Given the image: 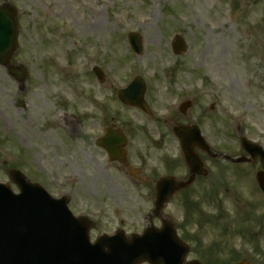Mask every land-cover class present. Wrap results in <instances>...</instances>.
<instances>
[{
  "label": "rangeland",
  "instance_id": "rangeland-1",
  "mask_svg": "<svg viewBox=\"0 0 264 264\" xmlns=\"http://www.w3.org/2000/svg\"><path fill=\"white\" fill-rule=\"evenodd\" d=\"M4 2L18 11L19 48L14 59L26 66L29 77L22 90L0 66V181L10 182L9 170L20 156L25 158V173L42 178L51 195H68L75 214L95 221L92 239L118 227L131 234L157 224L150 216L157 177L169 169L181 177L188 173L173 140L167 138L164 145L149 132H171L177 120L187 121L174 120V115L193 94L208 111L202 125L215 150L239 154L238 129L264 146V0H0ZM130 32L143 38L141 56L130 51L126 41ZM176 33L187 43L182 55L171 48ZM94 66L104 70L105 83L95 77ZM137 75L147 83L153 117L118 99V90ZM21 99L27 101L25 109L17 106ZM63 116L65 126L60 123ZM79 116L81 127L72 136L69 127ZM167 117L169 121L164 120ZM111 123L128 132L134 164L139 163L135 154L146 155L148 162L141 164L149 179L146 185L131 180L95 146L94 140ZM218 163L212 167L206 162L215 176H227V188H220L222 203L210 202L207 208L219 220L206 217L205 242L216 243V248L208 247L213 256L207 254L205 262L225 264L244 258L264 264V220L261 224L258 220L264 219V207H255L254 214L261 212L254 216L248 211L249 218L239 220L236 192L247 190L249 183L232 174L245 167ZM13 189L17 190L15 185ZM183 203L170 201L163 213L185 217ZM237 222L249 236L232 234ZM255 226L257 239L250 235ZM192 257L197 255L188 258Z\"/></svg>",
  "mask_w": 264,
  "mask_h": 264
},
{
  "label": "water",
  "instance_id": "water-1",
  "mask_svg": "<svg viewBox=\"0 0 264 264\" xmlns=\"http://www.w3.org/2000/svg\"><path fill=\"white\" fill-rule=\"evenodd\" d=\"M18 34L17 12L14 7L6 3L0 7V63L6 67H9L10 59L18 47ZM131 38L133 44L136 45V50L140 52L141 46L138 41L140 37L136 34L131 35ZM182 46H184L183 40L177 36V50L179 51ZM95 71L103 80L102 71L98 68H95ZM142 83L141 79L139 82V78L134 80L120 92V98L127 105H135L147 110L143 100L145 86ZM190 129L183 127L177 129L176 132L181 138L187 164L192 174H196L202 171V162L194 148L197 145L207 149V146L199 136L190 139ZM111 137L113 142L118 145L122 144L125 139L121 136L111 135V129L108 130V133L99 142L107 148L110 155ZM242 143L252 156L256 157L260 154L264 157L261 146L252 144L245 137L242 139ZM118 145L113 150L116 151ZM243 160L246 159L237 161ZM260 179L263 184L264 180ZM190 180L186 183L177 182L173 178L161 181L156 188L157 206H161L176 191L187 186ZM24 189V193L16 196L7 187L0 184V264H111V251L105 250L109 248V238L101 237L94 246H91L87 239V233H85L89 230L90 225L85 219L80 218L77 221L86 231L73 234L71 232L73 229L75 230L76 226L71 214L65 211L63 203L53 204L54 211L57 208L60 209L55 211L53 219L50 220L48 218L50 200H47L49 198L36 188L25 186ZM59 231H65V233L57 235ZM153 233V229H148L146 232L151 237ZM52 236L54 242L51 245L50 237ZM75 240L78 241L77 245L70 246L69 243ZM147 251L148 247H140L139 254L141 256L134 258L133 264L141 259L149 260L150 257L145 255Z\"/></svg>",
  "mask_w": 264,
  "mask_h": 264
},
{
  "label": "flooded vegetation",
  "instance_id": "flooded-vegetation-1",
  "mask_svg": "<svg viewBox=\"0 0 264 264\" xmlns=\"http://www.w3.org/2000/svg\"><path fill=\"white\" fill-rule=\"evenodd\" d=\"M49 91H50V89H49ZM109 91H110V96H111V69H110V78H109ZM192 97H193V99L190 100L191 102L188 103V107L187 108L186 107L185 108H182V107L179 108V111L174 115V120L178 119L179 117H180V119L181 118H185V119L187 118L188 120L184 121L185 123H183V124H189V125L197 124V123L198 124H202L204 122V119L208 116V114H207L208 111L205 108V106H203V105L199 106L197 104V99H198L197 95L193 94ZM20 103L21 102H18V105H20ZM26 106H27V104L24 105V107H26ZM176 123L180 124L181 121L179 122L177 120ZM43 131L45 133H43V132L42 133L46 135L45 129H43ZM71 133H72V135H75L77 133L76 126L72 127ZM151 135L152 136H154V135L155 136H159L160 139L162 140L161 143L164 144V145L169 143L166 140L164 141L165 137H167L169 135V133L154 132V133H151ZM203 156H205V159H206V158H208L206 156H209V154L208 155H203ZM128 157L130 158L131 156L129 155ZM131 159H132V157H131ZM136 159L139 161V163L137 164L138 169H135V171H136L135 174H134L135 178L137 180H139L140 182L147 183L149 179L147 177H143L144 167L141 164L147 163L148 159H147V157H145L143 155V153H138L137 155L135 154L134 160L136 161ZM258 161L259 160H257L254 163H251V164H244V165H246L248 167L249 166L253 167V175H256L259 171L264 169V164H261V163L259 164ZM124 169L127 170L131 174V170L129 169V167H124ZM207 173H208L207 175L211 176V174H212L211 168L207 169ZM202 179H203L202 176H200V175L196 176L194 184H196V183H203V184L206 183V181L202 180ZM194 198L195 197H193V196L191 197L192 203L194 205V209L193 210H195L192 213V216H190V218L187 221H183L181 223H178V225L177 224L176 225H177V227H178V229L180 231H182L185 235L188 236V240L190 242H192L191 244L199 245V242L197 240H193L191 238L192 236L189 235L191 233L195 234L194 232L200 231L203 228V225L201 224V222L199 221L198 217L196 216V214L201 211L200 205H197V204H201V203L195 201ZM163 218H164V215L161 216V219H163Z\"/></svg>",
  "mask_w": 264,
  "mask_h": 264
}]
</instances>
